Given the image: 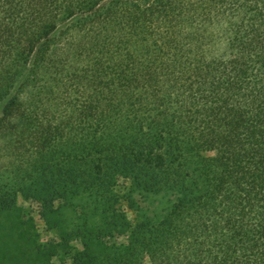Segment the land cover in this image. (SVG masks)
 Returning a JSON list of instances; mask_svg holds the SVG:
<instances>
[{"label": "trees", "instance_id": "16d2710c", "mask_svg": "<svg viewBox=\"0 0 264 264\" xmlns=\"http://www.w3.org/2000/svg\"><path fill=\"white\" fill-rule=\"evenodd\" d=\"M0 140L46 264H264V0H0Z\"/></svg>", "mask_w": 264, "mask_h": 264}, {"label": "rangeland", "instance_id": "374dc122", "mask_svg": "<svg viewBox=\"0 0 264 264\" xmlns=\"http://www.w3.org/2000/svg\"><path fill=\"white\" fill-rule=\"evenodd\" d=\"M5 144L0 140V264H46L45 249L60 241L63 232L57 229L56 220L63 221L65 232H72L82 224V214L89 212L95 204L87 196L68 197L55 203L54 214L42 216L40 207L33 201L24 200L16 195L11 203L13 189L17 186L10 179L8 163L4 158ZM136 195V194H135ZM138 202L144 196H132ZM10 200V201H9ZM6 202V203H5ZM131 218L129 211L126 212ZM51 221V222H50ZM84 239L72 235L69 246L81 251ZM51 264H57L53 257Z\"/></svg>", "mask_w": 264, "mask_h": 264}]
</instances>
